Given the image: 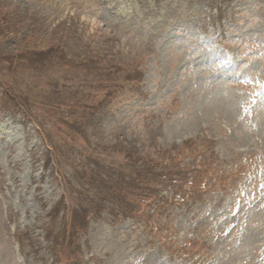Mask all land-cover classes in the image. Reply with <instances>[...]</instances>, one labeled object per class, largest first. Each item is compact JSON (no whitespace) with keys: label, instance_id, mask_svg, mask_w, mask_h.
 Returning <instances> with one entry per match:
<instances>
[{"label":"rangeland","instance_id":"1","mask_svg":"<svg viewBox=\"0 0 264 264\" xmlns=\"http://www.w3.org/2000/svg\"><path fill=\"white\" fill-rule=\"evenodd\" d=\"M209 3L0 0V264H264V0Z\"/></svg>","mask_w":264,"mask_h":264},{"label":"trees","instance_id":"2","mask_svg":"<svg viewBox=\"0 0 264 264\" xmlns=\"http://www.w3.org/2000/svg\"><path fill=\"white\" fill-rule=\"evenodd\" d=\"M140 1V0H139ZM215 2H212V0H210V5L211 6H216V10H217V12H218V16H219V14H221V12H222V9H225L226 8V4L229 2V0H218L219 2H217V0H214ZM224 11L225 10H223V13H224ZM11 22L13 23V20H11ZM3 23L1 22V25H2ZM36 50V49H35ZM46 53H48V51L47 52H39V53H34L35 55V57L36 56H42V59L39 61V62H41L46 56H45V54ZM19 59V57H17V59H16V61ZM14 61H15V59H12V58H8L7 60H6V63H7V65H9L10 67H12L13 68V65H14ZM21 62V61H20ZM166 167H170V166H166ZM167 175L168 176H170V177H167V182H168V184L171 186L170 188H175V187H179L180 186V184H179V182H178V180L176 179V177L175 176H173L172 175V172L171 173H167ZM136 181H138V183L136 184V186L137 187H135V185H134V188L136 189V190H138V191H141V189H144V191H146V190H148V189H150L151 187L150 186H148V184L146 185V186H144V185H141V184H143V183H141V182H144V181H146V180H143V179H138V180H136ZM186 183H188V180H186ZM167 184V185H168ZM168 185V186H169ZM148 186V187H147ZM160 187H162V185H161V182H159L158 184H157V186H156V188H155V186L153 187V188H151V190L153 191V192H155L156 194L159 192V188ZM143 191V190H142ZM154 196H158V195H153V199H154ZM152 202H154V205H153V208H155V207H157L158 206V203H155V200L154 201H152ZM73 213L74 214H78V210L77 209H75V210H73ZM126 213L127 212H125V211H122V216H125L126 215ZM126 217V216H125ZM84 220V219H83Z\"/></svg>","mask_w":264,"mask_h":264}]
</instances>
